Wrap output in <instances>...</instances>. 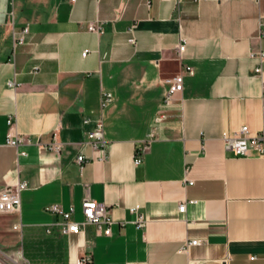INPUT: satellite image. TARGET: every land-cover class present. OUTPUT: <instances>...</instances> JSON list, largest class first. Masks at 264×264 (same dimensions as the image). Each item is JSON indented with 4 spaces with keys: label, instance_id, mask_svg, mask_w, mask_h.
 <instances>
[{
    "label": "crops",
    "instance_id": "1",
    "mask_svg": "<svg viewBox=\"0 0 264 264\" xmlns=\"http://www.w3.org/2000/svg\"><path fill=\"white\" fill-rule=\"evenodd\" d=\"M262 18L264 0H0V187L28 184L20 211L0 213L8 256L19 264H70L84 253L89 264H264V157L235 155L222 139L264 125L251 56L264 49ZM182 64L195 73L168 103L164 78ZM106 91L113 99L103 106ZM10 116L30 142L6 144ZM100 120L104 158L88 143ZM55 133L60 152L46 146ZM87 198L110 207L111 236L92 223L62 233L63 217L47 209L74 206L82 222ZM193 239L199 244L182 252Z\"/></svg>",
    "mask_w": 264,
    "mask_h": 264
},
{
    "label": "built area",
    "instance_id": "2",
    "mask_svg": "<svg viewBox=\"0 0 264 264\" xmlns=\"http://www.w3.org/2000/svg\"><path fill=\"white\" fill-rule=\"evenodd\" d=\"M75 1V0H72ZM261 35L264 36V18L260 22ZM89 30L95 32H102V28L98 22H91L89 24ZM28 31V28H24L23 33L15 38L14 46L24 42V34ZM134 42V38L130 39ZM185 42H181L178 45V60L182 61L183 52L185 50ZM85 54L87 51L84 52ZM251 56L257 57L259 59V64L256 66L255 71L262 79V99H263V113H264V76H263V63H264V49L258 51H252ZM195 73L194 69L190 65L182 64L181 70L171 77L164 78L165 81L170 82L169 90L166 93V102H172L176 93L183 90V80L185 74L193 75ZM14 84L13 82H11ZM113 96L111 92H103L102 95V105H106L108 102L112 101ZM163 116H159L160 120ZM88 120H86L87 122ZM9 132L6 138V144L11 146H19L23 143L30 142L31 139L25 135L20 134L16 130V123L13 116L8 119ZM153 136L151 133L148 140L140 144L135 152V162L141 163L144 157V153L150 145V140ZM223 142L225 149L232 152L235 155L248 156L251 150L256 149L260 156L264 157V125L260 131L254 132L250 129L248 125L241 126L234 134H224ZM88 143L92 145L94 149L101 150L103 155L100 158L105 157V139L103 122L97 121L95 127L88 133ZM50 150L60 152L62 148V143L59 139V135L55 133L51 142L47 145ZM76 160L82 165L87 161L84 154H79ZM192 182V181H190ZM27 182L18 179L12 183L6 184L0 187V213H12L20 211L21 209V192L27 187ZM84 221L78 222L73 219L75 213V207L70 206L68 210H65L60 204H51L48 206V210L60 214L63 217V221L60 223V231L62 233H79L82 230V225L87 223H92L96 225L99 234H105L107 236L112 235V224L113 218L110 214V207L103 202H98L93 199H85L82 203ZM131 212L136 214V225L141 228L146 226L147 221L140 212V207L138 205L132 206L130 208ZM186 210V202H183L179 206V211L184 212ZM20 227V224L16 225ZM199 244V240L193 239L189 240L182 246L181 251H186L192 245ZM255 256H252L254 258ZM92 261V256L89 253H84L77 260L71 262L70 264H89ZM0 264H19L17 261L13 260L8 256V254L0 247Z\"/></svg>",
    "mask_w": 264,
    "mask_h": 264
}]
</instances>
